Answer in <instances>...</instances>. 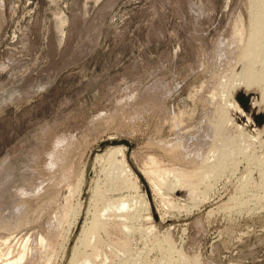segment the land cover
Wrapping results in <instances>:
<instances>
[{"label": "rangeland", "instance_id": "obj_1", "mask_svg": "<svg viewBox=\"0 0 264 264\" xmlns=\"http://www.w3.org/2000/svg\"><path fill=\"white\" fill-rule=\"evenodd\" d=\"M252 2L0 0V218L12 222L0 240L12 235L16 251L30 237L23 264L46 263L41 235L50 264H70L96 187L116 195L111 168L132 196L116 232L96 235L100 264H166L180 249L198 264H264V81L225 87L241 70ZM114 146L125 166L107 159ZM62 155L69 179L54 161ZM151 160L195 183L211 172L158 192ZM26 204L34 217L18 226Z\"/></svg>", "mask_w": 264, "mask_h": 264}, {"label": "bare ground", "instance_id": "obj_2", "mask_svg": "<svg viewBox=\"0 0 264 264\" xmlns=\"http://www.w3.org/2000/svg\"><path fill=\"white\" fill-rule=\"evenodd\" d=\"M252 3L253 4L250 7L252 9V11L251 10H250L251 12L249 11L251 14L250 19H249L250 20V22H249L250 23V29H249V32H248L245 40L243 42L239 41V47H238V50L236 51L237 62L242 63L241 64L242 66H240L241 70L239 72L238 77L234 78L235 76H237L238 73H236V75L233 78L228 77L229 82H227L225 84L226 89L227 88L230 89L231 87H234L235 84H237L235 81L237 79H238L237 82H244L247 85H251L253 83L260 84L261 82L263 83V81H264V72H263L264 69L262 71H258L259 67L257 66L258 69L256 68V64L258 63V61L261 62L262 64L264 63L263 55H262V53L264 51V0H253ZM263 68H264V65H263ZM230 75L233 76V74H230ZM260 85H262V84H260ZM262 94L264 96V89L262 90ZM253 103H254V101H253ZM231 104H233L237 108H240V106L238 105L236 100H234ZM226 118H227L226 110H224L222 107H220V109L217 111V115L214 117L215 122H213L214 124H212L213 129L215 130L216 134L224 133V130L222 129V124L225 122ZM221 136L223 137L224 134H222ZM217 149L222 150L220 147H218ZM107 152H108V154H107L108 156H106V157H107V159L112 160L111 165L113 163L114 168H118L122 164L125 166V155L122 152L121 146H114V147L108 148ZM177 153H176V155H178ZM118 154H121V157H122L121 161L116 160V158L113 161V158L116 157ZM64 155H65V153H64ZM62 156L61 157H55L56 159H54V161L60 162V164L63 165L62 168L60 167L61 171L64 170L62 172V175L65 174L64 178H68V177H70V175L72 176V169H73L72 167L73 166L68 165L67 161H66L67 158H64V156L63 157ZM70 158L71 157L69 156V159ZM71 160H73V159H71ZM151 163H153V164L151 166H149L150 167L149 172L151 173L152 180L154 182V185L158 189V192H161V190H162L161 187H164V185L167 187L168 186L170 187L172 185V182H175L174 185H178V183H179V185L181 183H182L181 185H184V183L187 182L188 185H190L191 187H194L196 184H199V182H201L202 180H205L207 175H209V173L211 172L210 170L208 171L207 168H206L207 170L204 169L203 172H201L200 175H198L199 176V180L197 181L198 183H195V180L193 181V178L191 177L192 172H190L189 170L188 171L178 170V172L174 171L171 174V171L169 170V168H162L159 165H157L156 162L153 160H151ZM210 165L211 164H207V167L210 168ZM70 166H72V167L70 168ZM129 170H131V169L129 168ZM112 172H114L113 168L109 169L108 172H106L107 173V180L110 181L109 183H110L111 188L115 189L114 193L116 195H113V197L109 196L105 192V190H104L105 188H103V186H101V187L97 186L96 187L94 206H93V209L91 210V219H90V221H88L86 226L83 227L84 231L77 241V245H76L75 250L73 252V255L71 257L70 264H100V262L97 261L96 254H98L97 248L99 245L102 244V240L100 237L97 238L96 235H98L100 231H105L107 233H109L111 231L116 232V227H115L116 226V220H117L116 216L117 215L120 216L122 213V211H117V210H122L124 208H127L128 205H130V198H131L132 194H130V193L123 194L122 193V191H124L123 189L125 187H127V184H128V179L126 177V174H124L123 171H120L118 173H112ZM171 176L174 177L173 181L171 180L172 178H170ZM135 186H137V185L135 184ZM35 189H34V191H35ZM27 191H24V192L28 193L29 191L28 192ZM129 195H131V196L129 197ZM261 197H262V195H261ZM262 199L264 200V195H263ZM132 202H134V200H132ZM142 204H144V203L142 202ZM27 205L28 204H26V207L23 208V211L20 212L18 215V219H19L18 224H17L18 226H21L23 224H27V222H30L28 220L30 219V217L32 218V214L34 217V213H33L34 211L32 212V214H30L31 212L29 213L30 209L28 210ZM230 208H231V206H230ZM66 209H67V207H66ZM66 209H64V211ZM37 210H38V208H37ZM68 210H69V208H68ZM72 211H73V209H72ZM70 212L71 211H69V212L67 211V213H70ZM67 213H65V214H67ZM65 214L62 212L61 215L65 216ZM3 216H6V214ZM5 220H4V217L0 218V229L6 228L9 225H11V223H12L11 221L5 223L6 222ZM2 222H3V224H2ZM47 223L49 224L50 222H47ZM49 225H51V224H49ZM124 226L126 227V230L128 231V229H127L128 224L124 223ZM47 227H50V226H47ZM121 234H122V236L123 235L126 236L125 232H122ZM10 236L12 237V235H7L6 237H4L0 240V264H23V260L25 258H28L27 251L29 249L28 242L30 240V237L29 236L26 237V239H24V241H22L23 243L21 244V247L18 248L16 251H14L13 250L14 248L12 246L13 244H11V237ZM1 237H3V236H1ZM120 237L121 236H119V238ZM93 238H95V239H93ZM119 238H117L118 241H119ZM39 239H40V246H41L40 247L41 251L39 252L40 253L39 256H41L42 258L44 257V260H47L46 263L44 262V264H50L51 257L48 258L45 254V250H46V246H47L46 238H44L41 235ZM120 239L123 240V238H120ZM124 240H126V239H124ZM124 240H123L124 243L122 242L123 244L122 245L120 244V245H121V247L123 246L122 247L123 250H126V248L128 247V244H127L128 242L126 243ZM126 241H128V240H126ZM2 244L4 245V248L2 247ZM3 250H5V251H3ZM176 252H177V257H175V258L172 257L170 254L166 256L167 257L166 264H178L179 262H177V260L178 261L179 260L184 261V264H198L196 261L197 259L194 260L195 257L192 258L193 260H190L191 257L188 259V257H187L188 255L186 253H184V251H182L181 249L177 250Z\"/></svg>", "mask_w": 264, "mask_h": 264}, {"label": "water", "instance_id": "obj_3", "mask_svg": "<svg viewBox=\"0 0 264 264\" xmlns=\"http://www.w3.org/2000/svg\"><path fill=\"white\" fill-rule=\"evenodd\" d=\"M238 98L246 109H250V95H247L244 91H241L240 94L238 95ZM255 116L260 124L264 122V114H256ZM118 142L127 143L126 140L112 141V143H118Z\"/></svg>", "mask_w": 264, "mask_h": 264}]
</instances>
